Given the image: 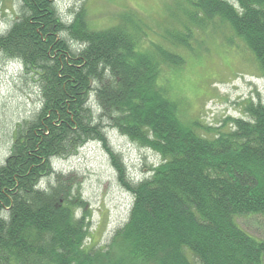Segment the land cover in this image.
Listing matches in <instances>:
<instances>
[{
    "label": "trees",
    "instance_id": "obj_1",
    "mask_svg": "<svg viewBox=\"0 0 264 264\" xmlns=\"http://www.w3.org/2000/svg\"><path fill=\"white\" fill-rule=\"evenodd\" d=\"M20 1L0 55L21 64L40 107L0 164V264H264V237L241 224L264 218V98L213 130L185 122L158 83L185 64L182 49L195 53L194 30L216 19L244 39L264 76V0H185L191 8L160 34L164 43L141 41L126 20L95 30L83 9L65 20L56 0ZM109 128L161 159L135 181L112 156L134 201L105 249L88 247L79 181L54 161L92 140L111 154ZM114 246L124 260H113Z\"/></svg>",
    "mask_w": 264,
    "mask_h": 264
},
{
    "label": "rangeland",
    "instance_id": "obj_2",
    "mask_svg": "<svg viewBox=\"0 0 264 264\" xmlns=\"http://www.w3.org/2000/svg\"><path fill=\"white\" fill-rule=\"evenodd\" d=\"M56 6L65 20L73 19L72 12L83 9L88 25L95 30L118 26L126 20L145 43H164L160 34L166 27H174L184 11L191 8L185 0H56ZM20 11V0H0V34L9 29ZM192 44L195 53L182 49L185 64L173 71L165 69L158 83L178 101L185 122L198 121L213 130L227 129L230 118L246 117L245 106L264 98L259 63L244 39L219 19L195 29ZM22 74L21 64L0 55V164L9 155L18 124L40 107L35 83ZM107 134L111 154L103 141L92 140L75 154L54 161L57 172L74 174L79 181L86 205L78 217L82 212L88 217V247L105 249L128 221L134 201L119 179L112 156L123 159L128 179L135 181L152 174L161 159L118 130L109 128ZM241 224L254 235L264 237V218L252 217ZM112 254L113 260H124L126 256L121 246H114Z\"/></svg>",
    "mask_w": 264,
    "mask_h": 264
}]
</instances>
